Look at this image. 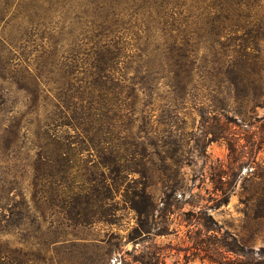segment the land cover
Masks as SVG:
<instances>
[{
	"label": "trees",
	"instance_id": "16d2710c",
	"mask_svg": "<svg viewBox=\"0 0 264 264\" xmlns=\"http://www.w3.org/2000/svg\"><path fill=\"white\" fill-rule=\"evenodd\" d=\"M188 99L233 125L219 136L230 154L236 131L263 148L264 0H0V264L29 262L2 240L14 227L25 244L28 222L41 250L88 247L92 264L118 244L85 231L121 204L138 237L151 231L155 107L170 116ZM254 211L264 220V200ZM232 240V257L210 244L211 260L264 264L263 249Z\"/></svg>",
	"mask_w": 264,
	"mask_h": 264
},
{
	"label": "rangeland",
	"instance_id": "374dc122",
	"mask_svg": "<svg viewBox=\"0 0 264 264\" xmlns=\"http://www.w3.org/2000/svg\"><path fill=\"white\" fill-rule=\"evenodd\" d=\"M164 103L155 107V145L150 148L154 163L149 183L156 205L151 231L138 237L134 232L136 212L121 204L113 223L95 225L85 233L117 242L109 251L107 264H140L137 259L149 252L157 253L166 264H218L211 260L207 247L211 244L213 251H220L223 246L221 253L232 257L223 250L234 234L242 239L246 252H261L264 220L256 218L254 205L264 200V146L250 151V143L236 131L233 142L237 151L230 154L219 136L232 135L234 127L226 126L224 119L202 116L199 110L208 105L188 99L173 114L163 116L168 109ZM257 113L262 116L264 109ZM163 130H171V137H161ZM163 145L168 149L165 160L156 153ZM236 159L248 164L236 168ZM35 230L36 225L28 222L31 236L25 244L14 227L3 236L10 255L26 254L27 264H92L94 254L88 247L41 250L33 237Z\"/></svg>",
	"mask_w": 264,
	"mask_h": 264
}]
</instances>
